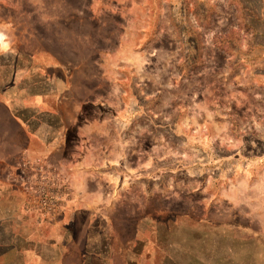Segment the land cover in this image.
I'll list each match as a JSON object with an SVG mask.
<instances>
[{"label": "rangeland", "instance_id": "374dc122", "mask_svg": "<svg viewBox=\"0 0 264 264\" xmlns=\"http://www.w3.org/2000/svg\"><path fill=\"white\" fill-rule=\"evenodd\" d=\"M0 264H264V0H0Z\"/></svg>", "mask_w": 264, "mask_h": 264}, {"label": "bare ground", "instance_id": "6f19581e", "mask_svg": "<svg viewBox=\"0 0 264 264\" xmlns=\"http://www.w3.org/2000/svg\"><path fill=\"white\" fill-rule=\"evenodd\" d=\"M3 32V30L0 28V33H2Z\"/></svg>", "mask_w": 264, "mask_h": 264}]
</instances>
